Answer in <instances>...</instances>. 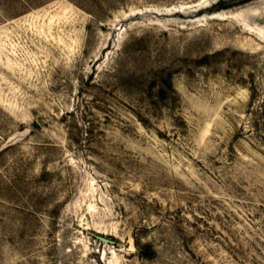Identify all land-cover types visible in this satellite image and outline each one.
<instances>
[{"label":"rangeland","instance_id":"1","mask_svg":"<svg viewBox=\"0 0 264 264\" xmlns=\"http://www.w3.org/2000/svg\"><path fill=\"white\" fill-rule=\"evenodd\" d=\"M0 264H264V0H0Z\"/></svg>","mask_w":264,"mask_h":264}]
</instances>
